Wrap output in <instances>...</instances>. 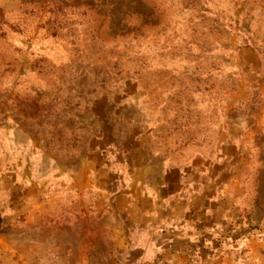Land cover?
<instances>
[{
	"label": "rangeland",
	"instance_id": "1",
	"mask_svg": "<svg viewBox=\"0 0 264 264\" xmlns=\"http://www.w3.org/2000/svg\"><path fill=\"white\" fill-rule=\"evenodd\" d=\"M0 264H264V0H0Z\"/></svg>",
	"mask_w": 264,
	"mask_h": 264
},
{
	"label": "crops",
	"instance_id": "2",
	"mask_svg": "<svg viewBox=\"0 0 264 264\" xmlns=\"http://www.w3.org/2000/svg\"><path fill=\"white\" fill-rule=\"evenodd\" d=\"M176 168H172L171 171H176ZM170 171V172H171ZM196 174L193 172L187 171H179L178 179L175 182V189L171 190L170 188L173 186L167 179L161 177L159 181L157 179L151 180L148 184L149 191L147 194L143 193L145 181L140 184L137 182V187L135 191V196L139 199H143V197H147L155 210L158 211L159 218H162L163 211L161 208H168L169 213V221H175L180 216V214L184 215L187 211L191 210L194 206L195 198L201 193V180L195 181L194 178ZM174 184V183H173ZM141 185V186H140ZM123 193L119 197V200H122ZM157 216V215H156ZM173 226L179 224L177 222H173ZM152 229V228H151ZM163 232H161L162 235ZM157 234V233H156ZM131 235V241L128 243L131 250L138 251L140 249L148 250L146 247V238L142 235L144 233L139 230H134ZM160 235V233H159ZM143 237V238H142ZM119 242L120 240L117 239ZM123 245V244H122Z\"/></svg>",
	"mask_w": 264,
	"mask_h": 264
}]
</instances>
